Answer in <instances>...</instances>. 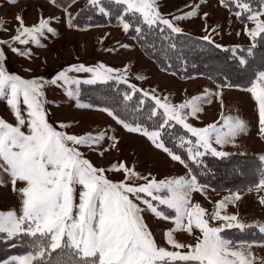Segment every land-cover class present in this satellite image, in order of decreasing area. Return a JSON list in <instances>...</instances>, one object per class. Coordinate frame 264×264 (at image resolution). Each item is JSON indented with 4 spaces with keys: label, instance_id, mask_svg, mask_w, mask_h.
<instances>
[{
    "label": "snow or ice",
    "instance_id": "6c2138e0",
    "mask_svg": "<svg viewBox=\"0 0 264 264\" xmlns=\"http://www.w3.org/2000/svg\"><path fill=\"white\" fill-rule=\"evenodd\" d=\"M19 4L20 0H0V8L17 9L11 28L7 15L0 18V101L14 118V123L0 118V187L10 188L19 198L17 208L0 211V242L18 243L26 251L0 264H264V256L257 252L264 250V223L247 222L238 212L227 211L229 206L238 207L243 190L229 189L211 211L193 202L195 193L207 198L209 185L201 181L209 174L205 157L231 160L234 154L225 147H241L238 139L251 134L249 122L238 114L225 113L224 90L235 87L229 81L232 68L227 59L208 75L214 88L206 87L178 103L155 87L131 83L129 64L77 62L48 78L42 74L25 77L8 68L9 52L32 61L33 46L46 47L43 41L60 35L55 25L84 31L102 25L81 26V14H98L109 21L115 15L117 26L126 34L132 32L134 40L143 41L147 35L160 39L165 56L163 71L173 66L169 53L186 65L185 49L230 52V59L240 70L254 76L243 90L255 102L256 134L264 141V51L257 50L264 42V0H218V6L243 25L236 35L250 38L246 48L218 43L219 26L207 24L209 13H200V3L165 15L160 0H85L83 6L79 0H46V5L38 6L37 20L32 24L26 23L24 16L28 5L18 8ZM46 7L60 10L61 15L45 16ZM194 18L201 19L204 31L195 39L186 37L181 26ZM108 35L105 33L98 42L103 44ZM181 37L186 38L178 44ZM117 43L122 49L132 47ZM104 51L115 53L117 48ZM254 64L258 66L255 71ZM22 71L32 73L33 69L24 67ZM134 78L147 79L142 70ZM97 85L109 87L108 99L83 102L82 86ZM50 87L63 90L69 107L106 113L127 133L146 138L154 149L179 163L185 173L158 179L151 172L139 171L138 159L107 165L93 162L89 152L102 160L111 150L121 151L117 130L107 125L76 131L80 121L75 118L57 121L54 126L49 122L50 106L59 105L48 100ZM214 101L220 105L218 118L206 126H194L191 121L199 120L205 105ZM258 160V181L246 190L255 192L258 206L264 208V149ZM242 167L236 162L233 171ZM149 214L158 227L166 225L159 227V241L147 222ZM233 229L238 233L258 229L260 235L256 238L253 231L252 239H237L227 231ZM182 234L190 239H179Z\"/></svg>",
    "mask_w": 264,
    "mask_h": 264
},
{
    "label": "rangeland",
    "instance_id": "374dc122",
    "mask_svg": "<svg viewBox=\"0 0 264 264\" xmlns=\"http://www.w3.org/2000/svg\"><path fill=\"white\" fill-rule=\"evenodd\" d=\"M84 3L85 0H79V6H83ZM160 3L161 11L165 15L176 13L177 10L186 11L188 10L185 7L186 5L200 3V13H209L207 24L210 27L219 26L220 35L215 37L218 43H222L226 47L239 45L245 48L251 44L250 38L247 35H236L237 32H241L243 25L234 16H231L227 9L218 6V0H207V3H205L204 0H160ZM25 5H28L27 10L24 12L26 23L32 24L37 20L38 6L46 5V0H20L18 8H24ZM75 8L76 6H74L73 11H75ZM15 11H17V9L0 8V18L7 15V18L10 21L8 24L9 28L14 24L12 15ZM49 13H55L56 16L61 15L60 10L46 7L44 15L47 16ZM55 26L58 27L60 35L57 37H49V39L43 41V43L47 45L46 47L40 48L33 46L32 50L35 55L32 61L15 57L9 52L8 68L25 77L42 74L45 78H48L49 74L54 75L56 71L65 65L77 62H86L88 64L104 62L109 66L121 67L125 64H129L131 65L132 73L130 76L131 83H136L138 87H155L161 95H170L173 102L177 103L181 102L183 98H189L192 95L202 92L206 87L214 88L212 81L204 76H194L189 79H182L173 75V73L161 70L151 58L143 53L135 41L132 38H128L127 34L118 26L95 27L84 31L68 30L63 24ZM181 26L187 33L196 36L204 34L200 18H194L191 21L182 22ZM105 33H110V35L106 37L103 44H100L98 41L105 35ZM117 42L127 43L132 45V47L131 49H122L119 48ZM110 47H116L117 52L109 53L104 51L105 48ZM24 67H31L33 72H23L22 68ZM141 70L142 74L147 77L145 81H137L134 78L138 71ZM245 88L246 87L235 86L225 89L223 98L227 105L225 113L233 115L238 114L241 118H244L249 122L251 134L244 135L242 138L238 139L237 143L241 147L228 145L224 150L233 154L243 155L242 153H246V155L256 156L252 154H261V150L264 149V141H261L260 139L258 140L259 137L256 134L257 109L250 93L243 90ZM46 95L50 102L55 100L56 104L59 105V107L54 105L50 106L51 114L49 122L53 123L54 126H56L57 121H67L75 118L80 121V126L75 129L76 131H79L80 128L85 130L99 129L104 128L107 125H112V127L117 130V135L120 138L121 151L111 150L102 160L89 152L87 154L88 158L93 160V162L107 165L110 162H116L119 160L132 162L138 159L139 163L136 165L137 169L143 174L151 172L158 179L183 175L185 173L186 170L179 163L171 161L165 153L154 149L146 138L141 137L139 134L127 133L126 130H123L117 125L111 117H108L106 113H102L98 110L69 107V101L64 96L61 88L50 87L47 90ZM219 114L220 105L218 102L214 101L210 105H205V111L201 114L199 120H192L191 122L194 126L203 127L216 120ZM0 118H5L9 122L14 123V118L6 108L5 102L2 101H0ZM258 155L257 157H259ZM252 193L253 194L249 193L244 195L239 202L238 207L229 206L227 211L229 213L238 212L240 217L247 222L264 223V215L261 216L263 209L255 204L258 203L257 194L255 192ZM227 194L228 192L226 191H213V189L209 187L207 198L204 195L195 193L193 202H199L204 208L211 211L214 207V203ZM18 200V196L12 194L10 188L0 187V211L17 208ZM147 222L154 228L156 238L159 241V227H164L166 225L160 224L158 227V222L155 218L151 217L150 214L147 218ZM253 231L256 233L257 238H259L260 234L258 229L245 232L243 236L248 238L252 237ZM228 233L237 239L240 237L238 232L235 234L232 232ZM178 238L184 241L190 239L187 234L179 235ZM239 239L247 238L242 237ZM257 252L259 255L264 256V250L257 249Z\"/></svg>",
    "mask_w": 264,
    "mask_h": 264
},
{
    "label": "trees",
    "instance_id": "16d2710c",
    "mask_svg": "<svg viewBox=\"0 0 264 264\" xmlns=\"http://www.w3.org/2000/svg\"><path fill=\"white\" fill-rule=\"evenodd\" d=\"M89 15L92 16L91 20L88 19ZM78 19L81 26L88 23L99 24L102 25L101 27L117 26L115 15H113L110 21L106 17L91 13H83ZM185 33L186 37L191 36L194 39L199 37L191 33ZM132 36V32L127 33L128 38H132ZM186 37L178 38V44ZM134 41L140 47L143 53L151 58L152 61L155 62V64L161 69V65L165 61V56L164 52L161 50L160 39L155 35H147L146 39L143 41ZM153 45H155V47H153ZM257 50L264 51V42L257 45ZM169 55L172 56L171 62L173 66L171 69L167 70V72L175 73L177 77L182 79H189L194 76H204L208 78V75L213 71L214 67L222 65L226 59L232 68V71L229 73V81L233 85L248 87L249 80L254 79V76L248 72L241 71L240 66L236 63V61L230 59L232 55L230 52L226 53L217 49H212L205 52L198 50L195 52H188L185 49L184 55L187 58L186 65H182V63L177 60L175 55L172 53H169ZM248 59L254 60L255 57H249ZM257 67L258 66L254 64L253 71H255ZM109 83L111 84V82ZM120 87L122 89L126 88L125 85H121ZM109 95L110 90L108 86H82L81 99L85 103H102L108 99ZM130 103H135V97L133 102ZM176 129H178L179 132H183L182 129H179V126H176ZM205 160L209 168V174L205 177H201V181L207 183L212 189L226 192H228L229 189L232 191L243 190V192H246L247 186L258 181L259 160L257 156L234 154L232 159L227 161H220L212 157H205ZM236 162H239L241 165H243V167L237 171H233V165ZM227 231L232 232L233 234L237 232L234 229ZM243 234H245V232L239 233L238 235L240 237L237 235L238 239L242 237L252 239V237L248 238L243 236ZM25 251L26 249L18 243L0 242V261H3L13 255L24 254Z\"/></svg>",
    "mask_w": 264,
    "mask_h": 264
},
{
    "label": "crops",
    "instance_id": "0c3cea01",
    "mask_svg": "<svg viewBox=\"0 0 264 264\" xmlns=\"http://www.w3.org/2000/svg\"><path fill=\"white\" fill-rule=\"evenodd\" d=\"M126 38H127V37H126ZM126 38H125V40H126ZM127 39H128V38H127ZM128 40H129V39H128ZM132 60H133V59H132ZM132 60H131V61H132ZM257 138H258V137H257ZM258 140H259V138H258ZM259 143H260V141H259ZM259 143H258V144H259ZM260 144H261V143H260ZM252 155H256V156H257L258 154H256V153H253ZM259 155H260V154H259ZM259 155H258V156H259ZM247 194H249L247 191H246L245 193L243 192V196H244V195H247ZM250 194H253V193H250ZM255 204H257V205H258V203H255ZM255 204H253V205H255ZM262 209H263V213H262V215H261V216H263V215H264V208H262Z\"/></svg>",
    "mask_w": 264,
    "mask_h": 264
}]
</instances>
